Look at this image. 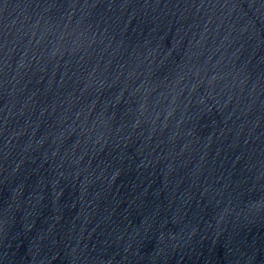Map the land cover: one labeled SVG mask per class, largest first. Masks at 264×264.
Here are the masks:
<instances>
[{
	"label": "water",
	"instance_id": "water-1",
	"mask_svg": "<svg viewBox=\"0 0 264 264\" xmlns=\"http://www.w3.org/2000/svg\"><path fill=\"white\" fill-rule=\"evenodd\" d=\"M0 264H264V0H73L2 59Z\"/></svg>",
	"mask_w": 264,
	"mask_h": 264
}]
</instances>
